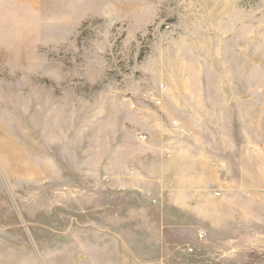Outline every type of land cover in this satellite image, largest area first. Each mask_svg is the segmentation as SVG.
I'll list each match as a JSON object with an SVG mask.
<instances>
[{"label": "rangeland", "instance_id": "1", "mask_svg": "<svg viewBox=\"0 0 264 264\" xmlns=\"http://www.w3.org/2000/svg\"><path fill=\"white\" fill-rule=\"evenodd\" d=\"M184 9L251 14L230 44L246 39L250 65H219L243 62L237 48L188 67ZM12 32L0 44V264H264V175H243L256 164L213 146L236 186L206 232L161 220L147 186L119 187L114 157L118 133L137 131L122 126L130 96L196 74L209 140H228V125L242 146L254 125L264 139V95L244 98L264 93V0H12Z\"/></svg>", "mask_w": 264, "mask_h": 264}, {"label": "crops", "instance_id": "2", "mask_svg": "<svg viewBox=\"0 0 264 264\" xmlns=\"http://www.w3.org/2000/svg\"><path fill=\"white\" fill-rule=\"evenodd\" d=\"M179 17L182 20L181 56L188 61V67L215 65L200 60L205 56V51H213L215 54L217 51L220 53L237 48L244 51L243 62H224L219 65H250L246 59L249 46H246L245 38L247 29L251 28V22L247 27V18L251 19V14L184 9ZM12 35V0H0V44L10 45ZM232 35L233 38H229ZM237 35H245V38L242 46L233 48L230 44L237 43V40L242 42V39L234 37ZM191 79L192 84H188L185 77H181L180 86L171 85L160 96L149 91L137 97L130 96L133 105L126 108L129 115L122 119V126L124 128L130 124L137 131L132 135L123 132L122 137L118 133L114 157L119 187L136 189L140 186L143 190L147 186L161 220L165 217L176 219L181 225L190 219L196 220L201 225L200 230L207 232L213 224L214 212L220 205L229 202L228 191L236 186L234 172L230 169L226 180L224 176L227 174L223 171L225 167L214 164L213 160L225 159L220 158V149L216 152L212 148L226 147L229 163L238 157L241 163L256 164L249 170L245 168L243 175L260 173L263 176V128L261 130L258 125L254 128V125L244 146L238 142L237 130L233 126L231 128V125H228V140L220 136L218 140H209L206 136L209 123L205 122V117L212 112L209 109L205 111L203 80L199 74ZM246 94L244 98H253L254 94L262 98L264 95L258 91ZM228 98H239L238 93H229ZM126 109L122 111L119 108L118 113L124 115ZM229 111L233 112V106L229 105ZM218 124L220 127L221 123ZM221 127L220 131H223L226 125ZM140 135L146 137L142 139ZM212 184L215 195L220 191L219 197L214 195ZM245 186L251 187L253 183ZM159 225L163 227L164 224L160 222Z\"/></svg>", "mask_w": 264, "mask_h": 264}, {"label": "built area", "instance_id": "3", "mask_svg": "<svg viewBox=\"0 0 264 264\" xmlns=\"http://www.w3.org/2000/svg\"><path fill=\"white\" fill-rule=\"evenodd\" d=\"M176 123V122H175ZM146 136L145 135H140V138L144 139Z\"/></svg>", "mask_w": 264, "mask_h": 264}]
</instances>
